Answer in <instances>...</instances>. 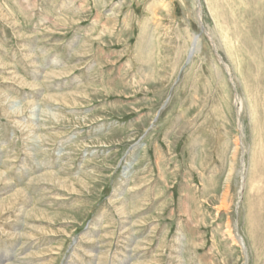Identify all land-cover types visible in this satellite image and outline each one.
<instances>
[{
  "label": "rangeland",
  "instance_id": "1",
  "mask_svg": "<svg viewBox=\"0 0 264 264\" xmlns=\"http://www.w3.org/2000/svg\"><path fill=\"white\" fill-rule=\"evenodd\" d=\"M0 264H264V0H0Z\"/></svg>",
  "mask_w": 264,
  "mask_h": 264
},
{
  "label": "water",
  "instance_id": "2",
  "mask_svg": "<svg viewBox=\"0 0 264 264\" xmlns=\"http://www.w3.org/2000/svg\"><path fill=\"white\" fill-rule=\"evenodd\" d=\"M193 52H194V48H191L189 51V54H188V58H190L192 56Z\"/></svg>",
  "mask_w": 264,
  "mask_h": 264
}]
</instances>
